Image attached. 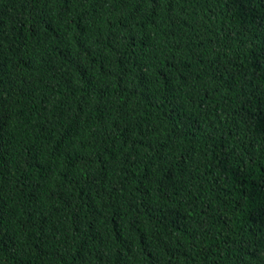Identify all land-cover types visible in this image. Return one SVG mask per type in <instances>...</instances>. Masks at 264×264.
Here are the masks:
<instances>
[{
	"label": "trees",
	"instance_id": "trees-1",
	"mask_svg": "<svg viewBox=\"0 0 264 264\" xmlns=\"http://www.w3.org/2000/svg\"><path fill=\"white\" fill-rule=\"evenodd\" d=\"M0 264H264V0H0Z\"/></svg>",
	"mask_w": 264,
	"mask_h": 264
}]
</instances>
